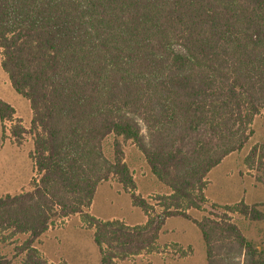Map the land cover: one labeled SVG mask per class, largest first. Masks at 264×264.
Listing matches in <instances>:
<instances>
[{"label":"trees","instance_id":"trees-1","mask_svg":"<svg viewBox=\"0 0 264 264\" xmlns=\"http://www.w3.org/2000/svg\"><path fill=\"white\" fill-rule=\"evenodd\" d=\"M1 67L29 101L34 175L0 196V243L26 237L0 264H55L34 245L59 220L78 214L92 230L100 264L178 243L157 244L165 220L200 230L204 264H264L232 215L260 221V204L211 202L206 176L240 150L264 117V0H0ZM13 107L0 99V121ZM112 135L113 155L103 142ZM130 140L169 192L154 202L135 192L121 142ZM264 150L254 145L251 156ZM264 166V152L259 154ZM115 180L145 214L140 224L89 213L97 186ZM261 181V179H259ZM264 186V181H262ZM190 251V250H189Z\"/></svg>","mask_w":264,"mask_h":264},{"label":"rangeland","instance_id":"rangeland-1","mask_svg":"<svg viewBox=\"0 0 264 264\" xmlns=\"http://www.w3.org/2000/svg\"><path fill=\"white\" fill-rule=\"evenodd\" d=\"M22 99L27 101L26 98L22 97ZM251 129L252 134L244 146L226 155L208 172L205 189L208 203L205 205V211L189 209L188 213L191 217L199 219L207 214L211 202L232 204L241 199L247 204H260L258 209L264 213V186L262 184L264 166L259 157L264 150H258L254 156H251L254 145L264 144V117L262 115L254 118ZM118 140L121 142L123 160L135 182V192L150 202H154L155 195L168 193L169 189L151 173L141 151L130 140L123 141L120 137ZM113 142L112 135L106 137L103 142L104 152L109 158L113 155ZM7 154V158H10V152ZM88 211L98 218L121 219L127 224H140L146 219L144 212L132 204L130 195L115 180H108L97 186ZM232 217L245 237L264 247V219L251 221L238 215H232ZM25 237V234H18L0 243V253L12 257L16 252V245ZM171 243H178L184 249L189 246L190 251L188 250L186 256L179 257L172 253L169 247L161 253L142 254L117 260L115 264L205 263V244L200 230L191 220L181 216H171L165 220L158 235L157 244L162 246ZM34 245L47 261L55 264H100V253L92 240V230L83 224L78 214L57 221L35 240Z\"/></svg>","mask_w":264,"mask_h":264},{"label":"crops","instance_id":"crops-1","mask_svg":"<svg viewBox=\"0 0 264 264\" xmlns=\"http://www.w3.org/2000/svg\"><path fill=\"white\" fill-rule=\"evenodd\" d=\"M1 69L0 99L13 107L14 115L12 120L5 122L4 134L0 121V196L27 189L34 175L33 162L29 156L33 149L31 135L23 133L21 143L17 144L10 129L16 123L24 129L29 128L32 117L29 101H24L23 96L14 90L6 72L2 69L3 73ZM9 152L11 157L7 158Z\"/></svg>","mask_w":264,"mask_h":264}]
</instances>
